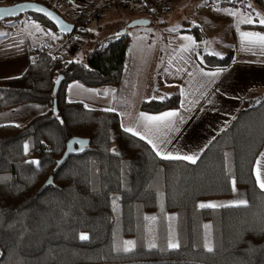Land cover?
Wrapping results in <instances>:
<instances>
[{"label":"trees","instance_id":"obj_1","mask_svg":"<svg viewBox=\"0 0 264 264\" xmlns=\"http://www.w3.org/2000/svg\"><path fill=\"white\" fill-rule=\"evenodd\" d=\"M6 1L0 0V6ZM24 1L42 4L63 18L61 0L11 4ZM133 1L147 10L150 24L165 11L154 16L151 0ZM220 4L230 5L227 0ZM27 16L62 40L55 50L37 51L22 76L0 80V112L25 103L46 107L22 125L0 126V264H264V191L253 174L264 146V94L246 97L195 162L163 160L122 130L115 113L90 110L66 98L72 82L90 88L119 86L136 30L126 26L98 35L87 27L89 21L76 16L69 37L88 43L84 56L74 60L62 53L67 36L45 18ZM242 28L264 34L259 21ZM179 32L193 35L198 43L206 39L199 26ZM196 60L204 69L224 70L233 62V50L221 56L198 50ZM59 76L63 79L54 91ZM179 102L174 93L145 100L140 110L176 109ZM73 137L88 139L89 149L69 157L54 173ZM49 179L51 185L45 186ZM238 192L245 205L198 207L202 200ZM169 241L178 247L170 248ZM126 246L132 250L125 252Z\"/></svg>","mask_w":264,"mask_h":264},{"label":"crops","instance_id":"obj_2","mask_svg":"<svg viewBox=\"0 0 264 264\" xmlns=\"http://www.w3.org/2000/svg\"><path fill=\"white\" fill-rule=\"evenodd\" d=\"M55 1L57 0H53ZM66 1L64 3V0H61L58 9L63 18L72 23L85 0ZM164 1L167 8L155 20L157 26L153 24L151 28L149 26L144 30L131 32L132 40L127 53L126 72L119 86L90 88L72 82L66 88V98L67 101L81 103L90 110L115 113L122 130L131 128L137 133L133 136L139 139L143 136L144 139L141 140L150 146L156 155L157 151L161 152V155H157L160 159L193 163L182 157H194L196 161L210 142L228 126L242 108L246 97L252 93L264 94V44L257 41L255 36L252 37L251 42L241 36L242 32L258 34L243 29V24L247 23L235 24L230 35L226 36L228 42L223 46V42L216 41L218 46H214L219 51L224 47L223 55L231 48L232 64L224 70L204 69L196 60L197 51L202 49L205 53L216 54V50L209 46L204 48L193 35L171 28L169 19H172V16L166 14L172 10L173 15H178L181 19L182 14L177 13L178 9H183L184 5L188 4V10H200L202 17H209L215 21L220 16H216L217 12H210L211 6H207L208 0ZM213 1L218 4V6L215 4V7L223 9V5L220 4L222 0ZM113 10L112 7H105L100 16L101 20L96 24L88 22L87 27L98 35L104 32L114 34L122 29L121 26L126 22L143 17L117 15ZM230 11L238 14L235 9ZM217 26L213 31L214 34L220 32ZM258 35L264 36V34ZM61 40V36L42 29L31 18L24 22L12 23L6 20L1 23L0 80L22 76L33 62L37 51L48 48L55 50ZM87 41L83 38L71 44L68 59H81L86 52ZM216 55L221 56L220 53ZM206 73L219 74L212 76ZM174 93L180 96L178 108L156 113L140 110L143 101L160 100ZM45 111V106L30 103L6 108L0 112V126L22 125ZM166 112H175L177 115L164 121H148L141 117V113L147 117L162 116ZM127 133L132 135L131 132ZM153 144L157 146L156 149L153 148ZM168 154L181 158H164ZM262 154H264V146L254 163L253 174L258 188L264 191L257 181L258 171L261 181H264ZM235 184L236 190L240 189L241 179L236 180Z\"/></svg>","mask_w":264,"mask_h":264},{"label":"rangeland","instance_id":"obj_3","mask_svg":"<svg viewBox=\"0 0 264 264\" xmlns=\"http://www.w3.org/2000/svg\"><path fill=\"white\" fill-rule=\"evenodd\" d=\"M161 1L164 4V8L166 10L167 4L165 3L164 0H161ZM227 1L229 2L230 5H228V6L223 5V9H221V7L220 8L215 7V4L217 6H218V4L215 3L213 0H208L207 6H211L209 8V10H211L210 12H212V13L217 12L216 16H218V17L220 16L215 21H213V19H210L209 17H202V15H201L202 13H200V10H197V11L196 10H192V11L188 10V6H187L188 4H186V5H184L183 9H178L177 13L182 14V16H180V17H182L181 19H179L178 15H173L172 10L167 12V14H166L167 16H170V17L172 16V19L169 17L170 18L169 19L170 20L169 25L171 28H174V29H181L184 27L193 28L195 26H199L201 31L204 33V35L206 37L205 41L201 42L202 46L204 48L206 46L207 47L209 46L211 48L213 47L216 50V54L220 53V55H223L224 54V52H223L224 47H222V49L219 51L214 46H218V42H216V41H219L221 43L223 42V46L228 42V39L226 38V36L230 35V31L235 24L240 25V24L246 23V22H242V21H246L247 19H251L252 22H254V21L260 22V20L264 19V8L262 5V0H252V1L251 0H227ZM12 2H14V0H8L5 2V5H11ZM139 4H140V7H138ZM139 4H138V2L136 3L133 1L132 4L130 5L129 9L121 10L119 8L118 9L114 8L113 11H116L115 13H117V15L127 14L130 16L135 15L137 17L142 15L143 16L142 18L146 19L147 15L145 13L147 10L143 7V5L141 3H139ZM196 4H198V3H196ZM135 7H136V9H135ZM206 8H208V7H206ZM231 9H233V10L235 9L236 11H238V14L235 13V15H230L229 13L233 12V11H230ZM157 16H158V14H157ZM28 18H30V17H28L27 15L26 16L23 15L17 19L8 20V21L12 22V23L13 22H21V21L24 22ZM100 18L101 17H99V19L96 21L93 20L92 22L94 24H96L97 22H99L101 20ZM124 19L128 20V21L130 20V18L129 19L124 18ZM180 21H189L190 23H187L184 25V23L180 22ZM155 22H156L155 20L151 21V24L149 25L150 28L153 26V24L155 26H157V24H155ZM128 24H129V22H126V24L122 25L121 28L125 29ZM149 26L148 27H139V28H140V30H144L145 28H149ZM216 26H217V29L220 30L219 34L213 33ZM134 29L137 30V28H134ZM211 50H213V49H211ZM201 51H203V50L201 49ZM216 54H214V55H216ZM29 157L33 158V155L30 154ZM238 193L233 194V195L226 197V198H221V199L202 200V201L198 202V207L202 208V207H200L201 204L216 205L215 207H210V208H219V207H223V206H236L238 204V202L244 201L243 199H241V196H242L241 192H238ZM117 210H118L117 203L114 202L113 206H112V211H113L114 215L117 213ZM82 235H84V234H82Z\"/></svg>","mask_w":264,"mask_h":264},{"label":"water","instance_id":"obj_4","mask_svg":"<svg viewBox=\"0 0 264 264\" xmlns=\"http://www.w3.org/2000/svg\"><path fill=\"white\" fill-rule=\"evenodd\" d=\"M262 5L264 8V0H262ZM47 13V15H46ZM38 15L46 20H48L49 23H51L57 30L59 34L62 36H69L74 31V24L66 21L64 18L59 16L56 12L53 10L47 8L46 6L42 4H38L36 2H18L11 5H3L0 6V21L5 20H13L17 19L23 15ZM150 25V21L146 19H137L131 21L128 25V29H134L139 27H147ZM123 30L122 32H124ZM63 77L59 76L56 80L54 91H57L60 87V83L62 81ZM53 112L54 114L57 113V107L56 102L54 101L53 105ZM89 140L88 139H82L73 137L71 138L67 143L65 147V151L62 155V157L57 160L53 172L55 173L71 156H80L83 155L87 150L89 149ZM52 181L49 179L45 186L51 185Z\"/></svg>","mask_w":264,"mask_h":264},{"label":"built area","instance_id":"obj_5","mask_svg":"<svg viewBox=\"0 0 264 264\" xmlns=\"http://www.w3.org/2000/svg\"><path fill=\"white\" fill-rule=\"evenodd\" d=\"M53 3V0H49ZM67 1L64 0V3ZM133 0H85L83 7L78 11L77 18L82 17L83 20L86 22H92L93 20L96 21L101 16L104 8L107 5L112 6L115 9L127 10L129 9L130 5L132 4ZM153 8L151 13L155 16L163 12L164 4L161 0H151ZM148 12V14H151ZM147 14V12H146ZM76 39H71L69 36L66 37L64 42L62 43V53L65 54L66 52L69 53L71 44H73ZM39 53V52H38ZM38 53L35 54V57L38 56ZM64 58H66L64 56Z\"/></svg>","mask_w":264,"mask_h":264},{"label":"snow or ice","instance_id":"obj_6","mask_svg":"<svg viewBox=\"0 0 264 264\" xmlns=\"http://www.w3.org/2000/svg\"><path fill=\"white\" fill-rule=\"evenodd\" d=\"M229 14H230V15H235L234 12L229 13ZM46 15H47V13H46ZM242 22L252 23V20H251V19H247L246 21H242ZM260 23H261V24H264V19L260 20ZM241 36H242L243 38L249 40L250 42H251L252 37L255 36V39H256L257 41H259L261 44H264V36H261V35H258V34L247 33V32H242V33H241ZM189 39H190V38H189ZM185 50H187V49H185ZM218 74H219V73H206V75H212V76H216V75H218ZM176 115H177V114H176L175 112H166V113H164L162 116H147V117H146V116H144L143 113H141V117H142L143 119H145V120H148V121H164V120H167V118H170V117H173V116H176ZM124 131H126V132H131L132 135H137V133L134 132L131 128H125ZM141 139H144V137L141 136ZM149 142L151 143V141H149ZM152 146H153L154 149L157 148V146H156L155 144H153ZM25 150L27 151V145H25ZM157 155H161V152H160V151H157ZM262 155H264V154H262ZM164 158H166V159H171V158H181V157H173V156H171L170 154H168V155H165ZM182 158H183V159L191 160L192 162H195L194 157L185 156V157H182ZM32 163H38V162L33 161ZM257 181L260 183V187H261L262 189H264V181H261L259 171L257 172ZM245 204H246L245 201H240V202H238L237 206L245 205ZM215 206H216V205H213V204H207V205H205V204H201V205H200V207H202V208H203V207H215ZM81 239H87V236L82 235V236H81ZM133 243H134V242H132V241H126V242H125L126 245H132ZM150 247H155V245L153 244V245H151ZM169 247H170V248H176V247H178V245L175 244V243H172L171 241H169ZM123 250H124L125 252H128V251H131L132 248L126 246V247H124ZM208 250L211 251L212 249L209 247Z\"/></svg>","mask_w":264,"mask_h":264}]
</instances>
